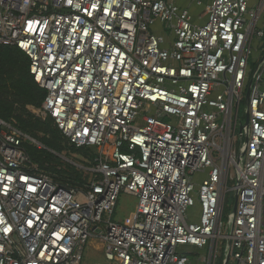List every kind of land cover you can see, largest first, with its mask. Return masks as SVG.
Listing matches in <instances>:
<instances>
[{
  "label": "built area",
  "instance_id": "1",
  "mask_svg": "<svg viewBox=\"0 0 264 264\" xmlns=\"http://www.w3.org/2000/svg\"><path fill=\"white\" fill-rule=\"evenodd\" d=\"M261 42L264 0H0V46L46 91L34 113L97 154L88 183L62 185L0 120V264H83L91 240L108 264H192L184 247L216 264L221 241L264 264Z\"/></svg>",
  "mask_w": 264,
  "mask_h": 264
},
{
  "label": "trees",
  "instance_id": "2",
  "mask_svg": "<svg viewBox=\"0 0 264 264\" xmlns=\"http://www.w3.org/2000/svg\"><path fill=\"white\" fill-rule=\"evenodd\" d=\"M45 97L46 91L39 87L30 73L28 56L17 48L0 46V120L9 123L16 118L20 131L36 142L24 144L32 163L37 166L35 173L47 174L62 185L82 186L87 183L81 181L82 175L62 161L61 156L70 145L69 140L52 119L36 118L27 109L29 106L40 108ZM247 100L243 107H246ZM75 148L72 146V150L95 154L92 150ZM95 158L93 155L91 160L94 162ZM77 179L80 184L76 183Z\"/></svg>",
  "mask_w": 264,
  "mask_h": 264
},
{
  "label": "rangeland",
  "instance_id": "3",
  "mask_svg": "<svg viewBox=\"0 0 264 264\" xmlns=\"http://www.w3.org/2000/svg\"><path fill=\"white\" fill-rule=\"evenodd\" d=\"M259 45H260L259 49H262L264 47V44H262V42L261 44L259 43ZM262 66H263V63L261 64V68ZM27 109L36 118H39L34 113V110L37 108L29 106ZM247 112H248V109L246 110L244 109L243 114H242L243 124L245 127L248 126V123L246 120ZM9 123H11L17 129H19L18 120L16 118H13L11 122ZM243 142H244V139L242 140V143ZM239 150H241V148ZM92 152H95V151L92 150ZM93 155H97V154H86L85 150H83L82 152L75 151L74 149L72 150V145L70 144L68 147V150L64 151L61 157H62V161L65 164L74 167L76 171H78L82 175L81 181L88 183L92 178V174L90 172H87V169L92 167L93 161L91 160V157ZM236 174H237V177H239L238 173ZM81 181L77 179L76 183L80 184ZM235 184H237V182L236 183L230 182L229 189H232ZM235 203H236V192L229 191L227 194L226 208H225V212L223 215L224 225H226V223L229 221V218L232 216ZM137 205H138V199L128 196V195H121L118 201L117 209L114 214V221L117 223H122V224L132 226L134 224ZM224 235H226V230L224 232ZM224 248H225V252L223 255ZM228 248H229L228 241L220 242V256H219L220 258H218L216 264H222V263L223 264H236L235 260L226 259V257L228 256ZM83 264H108L104 257V250H103V245L101 241L99 240L90 241V244L87 246L86 251H85V259H84Z\"/></svg>",
  "mask_w": 264,
  "mask_h": 264
},
{
  "label": "crops",
  "instance_id": "4",
  "mask_svg": "<svg viewBox=\"0 0 264 264\" xmlns=\"http://www.w3.org/2000/svg\"><path fill=\"white\" fill-rule=\"evenodd\" d=\"M182 253H185L191 259L192 264H205V257L208 254L207 250H198L193 247H184L181 249Z\"/></svg>",
  "mask_w": 264,
  "mask_h": 264
},
{
  "label": "water",
  "instance_id": "5",
  "mask_svg": "<svg viewBox=\"0 0 264 264\" xmlns=\"http://www.w3.org/2000/svg\"><path fill=\"white\" fill-rule=\"evenodd\" d=\"M250 88H249V90H248V93H247V98H249V96H250ZM247 120V123H248V118L246 119ZM241 132H242V127H241Z\"/></svg>",
  "mask_w": 264,
  "mask_h": 264
}]
</instances>
